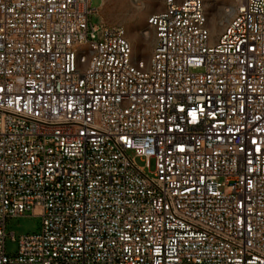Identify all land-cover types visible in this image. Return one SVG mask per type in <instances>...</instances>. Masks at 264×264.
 Here are the masks:
<instances>
[{
  "label": "built area",
  "instance_id": "built-area-1",
  "mask_svg": "<svg viewBox=\"0 0 264 264\" xmlns=\"http://www.w3.org/2000/svg\"><path fill=\"white\" fill-rule=\"evenodd\" d=\"M90 4L0 0V264H264V0H166L148 59Z\"/></svg>",
  "mask_w": 264,
  "mask_h": 264
},
{
  "label": "rangeland",
  "instance_id": "rangeland-1",
  "mask_svg": "<svg viewBox=\"0 0 264 264\" xmlns=\"http://www.w3.org/2000/svg\"><path fill=\"white\" fill-rule=\"evenodd\" d=\"M166 0H91V8L96 10L92 22L120 27L126 32L133 55L139 59H148L153 48L154 34L147 26V20L153 14L163 11ZM209 27L219 32L230 14L236 9L239 0H204ZM215 30V31H214ZM144 34H146L144 36ZM129 156L133 158L134 152ZM138 166H144V160L135 158ZM154 163L150 162V171ZM41 227V218L30 213L6 220L5 254L13 257L18 251L19 238L36 234ZM13 237V240H12Z\"/></svg>",
  "mask_w": 264,
  "mask_h": 264
},
{
  "label": "bare ground",
  "instance_id": "bare-ground-1",
  "mask_svg": "<svg viewBox=\"0 0 264 264\" xmlns=\"http://www.w3.org/2000/svg\"><path fill=\"white\" fill-rule=\"evenodd\" d=\"M215 31V30H214ZM146 34H144V36H145Z\"/></svg>",
  "mask_w": 264,
  "mask_h": 264
}]
</instances>
